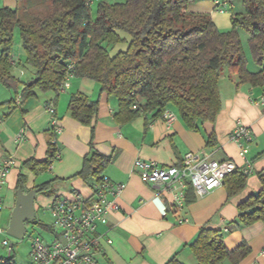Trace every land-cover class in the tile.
Instances as JSON below:
<instances>
[{"label": "trees", "instance_id": "obj_1", "mask_svg": "<svg viewBox=\"0 0 264 264\" xmlns=\"http://www.w3.org/2000/svg\"><path fill=\"white\" fill-rule=\"evenodd\" d=\"M238 1L243 12L232 15L229 31L219 30L208 15L188 12L194 0H126L115 4L104 0L98 3L96 18L86 0H30L15 10L3 8L0 84L12 89L17 82L12 74L17 30L25 66L38 80L33 86L25 84L22 98L33 96L34 89L58 96L72 73L99 83L102 92L118 101L114 116L118 124H129L142 115L161 117L170 109L190 130L203 128L207 146H215V124L222 109V72L237 75L240 84L264 87V69L257 73L248 69L239 37V30L249 34L251 56L263 66L264 0ZM121 33L129 35L131 41L126 51L113 56L109 47L125 42ZM98 108V102L80 93L72 95L68 106L71 117L87 127H92ZM58 159L53 135L46 160L30 159L22 164L16 189L24 193L35 188L46 191L50 182L28 189L27 173H45ZM112 161L92 149L77 177L97 183ZM257 177L261 190L238 205L239 227L264 223V169ZM247 183L248 176L235 169L223 182L228 198L241 193ZM189 249L197 264H240L251 253L246 243L228 249L224 233L207 226L201 228ZM168 264L182 263L174 257Z\"/></svg>", "mask_w": 264, "mask_h": 264}, {"label": "crops", "instance_id": "obj_2", "mask_svg": "<svg viewBox=\"0 0 264 264\" xmlns=\"http://www.w3.org/2000/svg\"><path fill=\"white\" fill-rule=\"evenodd\" d=\"M217 1L194 0L188 12L208 15L219 30L226 31L232 27V15L237 13L239 1L232 0V7L226 13L217 11ZM241 12L243 8L238 13ZM12 62V74L17 80L14 88L0 84V160L12 158L18 163L5 185H9L8 194L16 189L24 162L47 159L53 131L52 117L45 110V104L52 102L63 129L56 137L59 159L47 171L50 185L40 192L42 196L38 193L40 197L37 195L35 205L47 195L44 209L53 199L90 202L95 181H84L77 175L92 149L113 160L103 175L114 184L125 185L123 193L111 199L117 209L108 213L107 223L98 225L93 235L94 258L98 264H168L174 257L182 264H197L189 245L204 226L222 231L230 250L242 243L251 248L240 264H264V223L238 226V205L261 190L257 173L264 169V103L257 105L256 102L264 95V87L240 84L237 75L228 70L222 72L220 92L224 108L215 124L216 145L208 147L205 130L201 127L190 130L177 113V120L170 126L164 114L157 118L142 115L129 124H118L114 118L118 101L102 92L99 83L88 79L72 77L69 87L58 96L34 89L33 96L22 98L25 84L33 81L35 73L29 67L15 68L21 64L19 55ZM262 69L259 67L254 73ZM78 93L91 102H98L92 127L73 119L68 110L72 95ZM238 122L247 126L254 138L247 156L252 174L248 176L246 188L231 199L223 185L199 195L188 183L183 209L178 211L168 186L146 184L133 172L137 159L157 162L162 167H178L188 153L218 162L231 161L242 169L244 161L239 156V148L229 139Z\"/></svg>", "mask_w": 264, "mask_h": 264}, {"label": "built area", "instance_id": "obj_3", "mask_svg": "<svg viewBox=\"0 0 264 264\" xmlns=\"http://www.w3.org/2000/svg\"><path fill=\"white\" fill-rule=\"evenodd\" d=\"M92 5L104 0H86ZM217 11L228 12L232 7V0H218ZM70 69H73L70 66ZM73 74H68L64 88L69 87V80ZM264 103V95L256 102ZM136 107H134L135 109ZM45 110L52 117V131L56 137L63 131L58 124L55 105L52 102L45 104ZM164 119L168 126L177 120V114L167 109ZM230 141L239 148V156L244 161L240 169L246 176L252 174V164L247 159L250 147L254 141L251 130L238 122L229 137ZM54 143H56L54 141ZM59 156V155H58ZM18 163L12 158L0 160V238L6 235L1 225L4 211V198L2 191L7 184L8 176L17 168ZM52 167V166H51ZM50 167V168H51ZM235 169H239L231 161L218 162L199 154L188 153L182 163L176 167H162L157 162L137 159L133 165L142 182L152 186H168L174 194V207L181 211L185 203V188L189 183L195 192L204 195L223 185L226 177ZM125 189L123 184H114L103 175L101 180L93 187V199L87 201H67L53 199L46 205L45 210L50 214L52 225L59 235L51 243H46L40 237L33 240L30 251L32 264H98L94 258L96 240L93 235L98 225L107 223L108 213L117 209L112 198L119 197ZM9 259L12 258L13 245L7 239L0 242ZM0 264H3L0 259Z\"/></svg>", "mask_w": 264, "mask_h": 264}, {"label": "rangeland", "instance_id": "obj_4", "mask_svg": "<svg viewBox=\"0 0 264 264\" xmlns=\"http://www.w3.org/2000/svg\"><path fill=\"white\" fill-rule=\"evenodd\" d=\"M29 1L30 0H23L17 3L15 0H0V10L3 8H10L12 10H15L17 7L25 6ZM43 1L47 2V0H43ZM125 1L126 0H105V2L109 4L125 3ZM236 5L238 9L237 13L239 11H242V6L240 2H236ZM97 8H98V3L92 4L91 9H92V15L94 18H96ZM231 26H232V23H231ZM231 28H229L226 31L231 30ZM120 35L123 39H125V42H123L122 44H118L116 46L109 47V52L113 56H115L119 52L126 51L131 41V38L129 35L125 33H121ZM239 37H240V40H241V43L244 49V53L246 55L248 69L254 73L255 71L259 70V67L261 69L264 68V65L258 66L251 56L250 45H249V38H250L249 34L244 30H239ZM18 55H19V58H21V64L16 65L15 68L18 69L21 66L20 68L23 70L24 68H27L25 66V55H24V51L22 48V43H21L19 32L16 30L14 33L13 58H17ZM20 172H21V169H20ZM23 173H26V172L23 171ZM27 178H28L29 188L51 182L49 172L42 173L38 176L27 173ZM8 187L9 185L4 187L2 191V195H3V198L6 204H8L11 207L12 206V194L7 193ZM47 196H43L42 200H39V202L35 205L36 221L28 222L26 224L27 234L23 239H18V238H15L7 234V229H8L11 217H12V211L10 210V207L6 211H4V213L2 214L1 225L6 230V235L0 238V242L3 239H7L9 243L13 245V254H12L11 259H9L7 251L4 248H1L0 246V259L3 264H32L31 259H30V251H31V245L33 243V240L40 237L46 243H51L52 240L59 235V232L53 228L50 214L43 207L44 203L47 201V198H48Z\"/></svg>", "mask_w": 264, "mask_h": 264}, {"label": "water", "instance_id": "obj_5", "mask_svg": "<svg viewBox=\"0 0 264 264\" xmlns=\"http://www.w3.org/2000/svg\"><path fill=\"white\" fill-rule=\"evenodd\" d=\"M37 81V79H34L29 83V86H33ZM221 104L222 108H224L223 97H221ZM38 193H40L38 188L28 193H24L21 189L17 191L15 206L7 229L8 235L18 239H23L26 236V224L36 221L35 200Z\"/></svg>", "mask_w": 264, "mask_h": 264}, {"label": "flooded vegetation", "instance_id": "obj_6", "mask_svg": "<svg viewBox=\"0 0 264 264\" xmlns=\"http://www.w3.org/2000/svg\"><path fill=\"white\" fill-rule=\"evenodd\" d=\"M28 188V186H27ZM29 189V188H28ZM17 189H15L12 193V206L10 207L8 204H6L5 200H4V211H6L9 207L10 210L13 212L14 206H15V201H16V197H17ZM27 193V192H26ZM3 211V213H4Z\"/></svg>", "mask_w": 264, "mask_h": 264}]
</instances>
